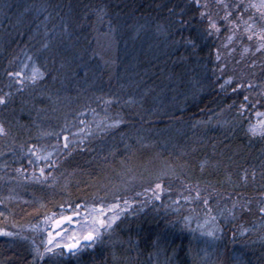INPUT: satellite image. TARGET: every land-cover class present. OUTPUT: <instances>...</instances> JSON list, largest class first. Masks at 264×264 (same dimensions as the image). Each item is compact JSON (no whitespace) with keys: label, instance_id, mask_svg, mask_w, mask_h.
<instances>
[{"label":"trees","instance_id":"trees-1","mask_svg":"<svg viewBox=\"0 0 264 264\" xmlns=\"http://www.w3.org/2000/svg\"><path fill=\"white\" fill-rule=\"evenodd\" d=\"M258 1L0 0V165L21 173L31 148L56 144L48 181L34 178L12 198H0V226L33 224L47 211L100 197L103 183L117 180L115 168L136 155L155 156V148L173 164L164 177L170 199L130 204L91 247L84 242L75 255L63 249L36 256L18 236L4 235L0 264H128L115 257L122 253L132 258L129 264H199L202 245L180 225L188 202L195 211L207 206L218 214L231 247L227 256L238 249L246 264H264ZM24 53L44 75L20 84ZM256 111L263 119L252 118ZM91 118L102 121L65 148L63 135ZM70 124L76 126L67 129ZM170 125L185 135L157 143L152 130ZM140 128L150 132L139 137Z\"/></svg>","mask_w":264,"mask_h":264},{"label":"rangeland","instance_id":"rangeland-1","mask_svg":"<svg viewBox=\"0 0 264 264\" xmlns=\"http://www.w3.org/2000/svg\"><path fill=\"white\" fill-rule=\"evenodd\" d=\"M255 7L261 14L264 15V0H259ZM252 9V7H251ZM260 23V22H259ZM260 25H262L260 23ZM159 31L158 28H156ZM161 31V29H160ZM246 32H253L246 29ZM261 28L256 33L255 42L259 40L264 41V33ZM134 37V36H132ZM149 50H151V40H149ZM261 46V45H260ZM259 46V47H260ZM18 78L17 83H22L24 81H36L37 79L42 78L44 72L39 67L38 63L27 53H24L19 62V68L16 71ZM35 76V80H33ZM194 79H199L195 77ZM256 111L253 119L257 121L256 118L263 119L259 117ZM259 119V120H260ZM97 121V122H96ZM102 120L96 118L93 120H87L85 124L80 128H74L76 125L70 124L67 129H72V131L66 132L63 135L66 143H69L71 140L81 141L88 135L89 124L100 123ZM116 124L115 122H107L106 126H111ZM102 125H99V127ZM86 127V128H83ZM137 133L140 137L141 135L145 137L149 129L140 128ZM152 135L155 138L157 143L162 144H174L176 137L179 135H185V133L176 128L174 125L167 126L161 130H152ZM221 139H217L218 144ZM207 144H209L207 142ZM49 144H39L29 150V153H26V161L23 168V172L19 173L18 171L8 173L3 170V166L0 165V198L7 199L12 198L9 196L13 191L24 182H31L34 178L48 181L50 177H47L46 172H50V167H48L50 162H53V154L55 149L52 148L56 144H52L50 147ZM65 145V144H64ZM164 149H167V146H162ZM203 152H207V146L204 144L201 147ZM128 152V151H127ZM155 156H145L143 158L130 157V162L126 164H120L117 168L114 169L116 174L113 175L117 180H111L104 182L102 187H100L101 196L98 197L97 194L92 196L89 200L85 202H79L73 206L63 205L58 212H53L52 210L47 211L44 215L38 219L35 223L31 224L32 219H27L26 222L16 226V223L11 222V227L6 228L0 226V236H4L2 233H11V235L18 236L21 240H24L26 244L30 247V250L33 251V254L38 255L37 252L43 254H54L59 250L70 251L65 248L64 245L68 243H74L75 237L81 235L85 230L86 226L92 224V219L94 216L99 214V208H103L104 214L109 219L112 216H116L117 219L112 223V226L117 222L121 217V214L125 211L130 204L136 206L145 202H158L163 203V199H170V195L167 186V182L164 177L171 175L173 173V164L166 159L161 158L158 148H155ZM28 154V156H27ZM134 155V154H133ZM55 162V161H54ZM175 166V165H174ZM177 169V166H175ZM194 178V174L190 173ZM21 176L23 179L19 178ZM37 179V180H38ZM156 184H160L161 187L157 189ZM170 184L168 183V186ZM219 186H222V179L218 183ZM171 186V185H170ZM159 197V199L156 198ZM183 197V196H182ZM181 198V197H180ZM145 202H141V200ZM185 200V198H183ZM166 201V200H165ZM79 205V207H77ZM109 209H111L109 211ZM222 211L221 208H219ZM184 212L180 217V225L185 229H189L193 234V239L195 242H199L201 246V255L196 257V262L199 264H246L245 259H242V252L235 251L233 256H227L230 253L231 247L225 245V240L223 236V231L221 232L219 218L216 215H212V212L209 210V207L205 206L199 211L193 209V204L188 202V206L183 208ZM198 213L195 218L192 215V212ZM62 217H68L69 219L62 220L60 224H56L55 221L61 220ZM30 220V222H29ZM168 229L166 226L164 230ZM213 231L214 236H209L207 233ZM106 231H101L100 235ZM51 233V243H49V234ZM59 233V235H57ZM222 235L221 244H218L220 236ZM264 236V235H263ZM72 238V239H70ZM101 237L99 236V239ZM98 240V239H97ZM96 240V241H97ZM223 240V241H222ZM95 241V242H96ZM260 242L264 243V238H260ZM84 242L81 240L80 247ZM198 243V244H199ZM223 243V245H222ZM239 243V241L237 242ZM48 248H51V251H47ZM116 258H122L124 262L128 264L131 261V257L128 254L115 255ZM237 257L239 259H237ZM236 259V260H234Z\"/></svg>","mask_w":264,"mask_h":264},{"label":"snow or ice","instance_id":"snow-or-ice-1","mask_svg":"<svg viewBox=\"0 0 264 264\" xmlns=\"http://www.w3.org/2000/svg\"><path fill=\"white\" fill-rule=\"evenodd\" d=\"M254 6V5H253ZM211 27H215L214 25H210ZM210 34V33H209ZM186 44L188 45H192L193 44V41L191 40H186L185 41ZM9 75H13L12 73H9ZM16 75H19V73H17ZM33 80H35V76H33L32 78ZM237 87H239V85H237ZM235 91V89L233 90ZM245 100H247L248 98L245 97L244 98ZM4 97L0 96V103H4ZM241 107H243V105H241ZM258 115H260L258 113ZM251 131L255 132V129L252 128L250 129ZM3 128H0V133H3ZM67 139V138H65ZM65 148L68 147L67 143L64 145ZM155 187L157 189H159L161 187L160 184H156ZM157 199H159L158 196H156ZM205 203H207V201H205ZM77 207H79V205H77ZM111 209H109L110 211ZM104 209L103 208H99V214L97 216H94L93 219H92V224L89 225V226H86V230L81 234V235H78L77 237H75V242L74 243H68V244H65L64 247L69 249V250H72V254L75 255L76 252L79 251V245H80V242L81 240L83 241H87L88 244L86 245L87 247H91L92 244L95 243V241L99 238L100 236V233L101 231H108L109 229H111L112 227V223L115 221V219H117L116 216H112L110 219L108 217L105 216L104 214ZM259 212L260 213H264V207H260L259 208ZM231 214V213H230ZM65 219H69L68 217H62L61 220H57L55 221V223L58 225L62 222V220H65ZM3 235H11V233H2ZM209 236H214V232L213 231H210L207 233ZM57 235H59V233H57ZM49 243H51V233L49 234ZM72 239V238H70ZM47 251H51V248H48ZM38 255H43V253H39L37 252ZM237 264H239V261H237Z\"/></svg>","mask_w":264,"mask_h":264}]
</instances>
